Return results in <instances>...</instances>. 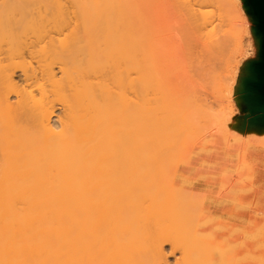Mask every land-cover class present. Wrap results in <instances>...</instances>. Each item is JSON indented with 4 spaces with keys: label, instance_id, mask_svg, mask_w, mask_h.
Masks as SVG:
<instances>
[{
    "label": "bare ground",
    "instance_id": "obj_1",
    "mask_svg": "<svg viewBox=\"0 0 264 264\" xmlns=\"http://www.w3.org/2000/svg\"><path fill=\"white\" fill-rule=\"evenodd\" d=\"M175 1L203 41L215 11L238 18L237 0ZM147 2L0 0V264L234 263L201 239L218 205L167 182L198 126L163 92ZM214 121L215 144L261 130Z\"/></svg>",
    "mask_w": 264,
    "mask_h": 264
},
{
    "label": "rangeland",
    "instance_id": "obj_2",
    "mask_svg": "<svg viewBox=\"0 0 264 264\" xmlns=\"http://www.w3.org/2000/svg\"><path fill=\"white\" fill-rule=\"evenodd\" d=\"M147 1L163 92L190 112L192 116L187 112L188 117L191 116L188 121L194 120L197 130L201 127L202 134L205 133L202 135L200 131L196 137L195 127L191 126L193 134L188 131L191 137L188 139L187 134L180 140L186 141L185 144L177 139V149L187 151L188 155L181 151L177 154L175 145L172 149L167 147L177 155H172V159L179 157L177 169L173 167L177 163L170 160L172 166L163 167L168 174L167 182L176 181V186L181 185L184 190L196 185L207 206L218 205V211L211 215L214 220L202 226L201 239L207 241L208 246L211 244L210 248L222 246L226 250L224 255L237 251L232 264H264V192L261 195L264 191V111L260 109L264 101L257 106L252 102V98L258 96L264 99V13L260 6L264 0H237L238 18L230 15L233 19L226 18L222 27L219 19L223 10L215 11L213 19L219 23L213 33L215 38L205 36L206 41L195 35L189 17L175 0ZM225 13L223 15L229 16ZM213 39H219L216 43H221L220 49L213 50V46H209L216 41ZM224 114L235 119V127L241 123H259L261 130L253 133L232 129L226 138H219L221 144H215V139L209 137L213 133L211 128L213 131L214 120ZM208 130L211 135L206 133ZM179 132L182 133L178 136L185 134L182 130ZM180 145L184 148L180 149ZM165 159L161 160V165ZM181 173L184 177L179 183ZM168 245L167 252L171 250ZM178 253L176 257L168 253L171 263ZM219 254L213 253L214 260H219Z\"/></svg>",
    "mask_w": 264,
    "mask_h": 264
},
{
    "label": "water",
    "instance_id": "obj_3",
    "mask_svg": "<svg viewBox=\"0 0 264 264\" xmlns=\"http://www.w3.org/2000/svg\"><path fill=\"white\" fill-rule=\"evenodd\" d=\"M261 9H263V13H264V1L260 3Z\"/></svg>",
    "mask_w": 264,
    "mask_h": 264
}]
</instances>
